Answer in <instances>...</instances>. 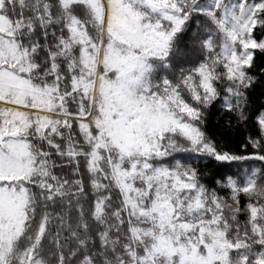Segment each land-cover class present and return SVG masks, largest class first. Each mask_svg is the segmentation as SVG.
Masks as SVG:
<instances>
[{
    "label": "snow or ice",
    "instance_id": "6c2138e0",
    "mask_svg": "<svg viewBox=\"0 0 264 264\" xmlns=\"http://www.w3.org/2000/svg\"><path fill=\"white\" fill-rule=\"evenodd\" d=\"M0 264H264V0H0Z\"/></svg>",
    "mask_w": 264,
    "mask_h": 264
}]
</instances>
